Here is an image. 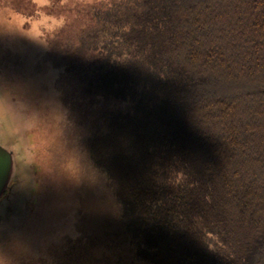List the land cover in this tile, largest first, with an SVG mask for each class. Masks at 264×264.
<instances>
[{
	"label": "trees",
	"instance_id": "trees-1",
	"mask_svg": "<svg viewBox=\"0 0 264 264\" xmlns=\"http://www.w3.org/2000/svg\"><path fill=\"white\" fill-rule=\"evenodd\" d=\"M85 7L63 49L90 55L85 92L113 103L82 146L111 191L130 263L264 264V0ZM12 101L0 78V145L16 181L0 199V240L35 189Z\"/></svg>",
	"mask_w": 264,
	"mask_h": 264
},
{
	"label": "rangeland",
	"instance_id": "rangeland-1",
	"mask_svg": "<svg viewBox=\"0 0 264 264\" xmlns=\"http://www.w3.org/2000/svg\"><path fill=\"white\" fill-rule=\"evenodd\" d=\"M98 1L0 0V78L13 99L6 111L14 109L9 128L28 139L35 188L26 216L0 240V264L133 263L111 191L82 146L113 103L85 92L79 70L90 55L63 49L85 23V6Z\"/></svg>",
	"mask_w": 264,
	"mask_h": 264
},
{
	"label": "water",
	"instance_id": "water-1",
	"mask_svg": "<svg viewBox=\"0 0 264 264\" xmlns=\"http://www.w3.org/2000/svg\"><path fill=\"white\" fill-rule=\"evenodd\" d=\"M13 153L0 145V199L15 185L13 178Z\"/></svg>",
	"mask_w": 264,
	"mask_h": 264
}]
</instances>
